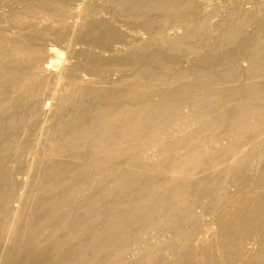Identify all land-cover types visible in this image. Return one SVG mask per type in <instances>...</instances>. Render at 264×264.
<instances>
[{
    "label": "bare ground",
    "instance_id": "1",
    "mask_svg": "<svg viewBox=\"0 0 264 264\" xmlns=\"http://www.w3.org/2000/svg\"><path fill=\"white\" fill-rule=\"evenodd\" d=\"M0 264H264V0H0Z\"/></svg>",
    "mask_w": 264,
    "mask_h": 264
},
{
    "label": "rangeland",
    "instance_id": "2",
    "mask_svg": "<svg viewBox=\"0 0 264 264\" xmlns=\"http://www.w3.org/2000/svg\"><path fill=\"white\" fill-rule=\"evenodd\" d=\"M244 64H246V63H244ZM113 78L115 79V78H117V76H113Z\"/></svg>",
    "mask_w": 264,
    "mask_h": 264
}]
</instances>
